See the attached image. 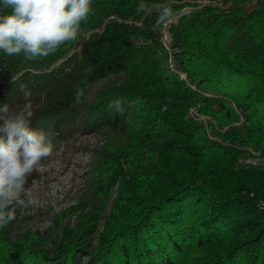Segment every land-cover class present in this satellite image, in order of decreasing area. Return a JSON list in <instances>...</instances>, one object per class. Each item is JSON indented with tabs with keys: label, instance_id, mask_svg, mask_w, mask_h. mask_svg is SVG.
<instances>
[{
	"label": "trees",
	"instance_id": "16d2710c",
	"mask_svg": "<svg viewBox=\"0 0 264 264\" xmlns=\"http://www.w3.org/2000/svg\"><path fill=\"white\" fill-rule=\"evenodd\" d=\"M138 2L92 0L78 40L46 58L0 51V106L23 105L25 85L53 153L84 132L104 138L62 212H76L75 228L49 251L11 235L17 212L0 230V264H264V163L238 162L248 148L264 158V0H147L148 18ZM164 5L174 16L153 31Z\"/></svg>",
	"mask_w": 264,
	"mask_h": 264
},
{
	"label": "clouds",
	"instance_id": "9594fccd",
	"mask_svg": "<svg viewBox=\"0 0 264 264\" xmlns=\"http://www.w3.org/2000/svg\"><path fill=\"white\" fill-rule=\"evenodd\" d=\"M91 6L92 0H0V51L6 56H20L25 62L54 55L61 46L78 40L81 25L92 13ZM135 11L148 18L154 8L147 0H139ZM173 16L169 6H162L152 30L156 31ZM20 91L23 105L0 106V230L16 219L18 209L35 205L25 185L42 160L53 153L52 133L31 126V92L25 85H20ZM85 94L86 87H76L75 104H81ZM141 102L137 98L127 107ZM108 107L123 115L125 102L111 101ZM166 110V106L161 109Z\"/></svg>",
	"mask_w": 264,
	"mask_h": 264
},
{
	"label": "rangeland",
	"instance_id": "374dc122",
	"mask_svg": "<svg viewBox=\"0 0 264 264\" xmlns=\"http://www.w3.org/2000/svg\"><path fill=\"white\" fill-rule=\"evenodd\" d=\"M168 39L167 35L164 37ZM101 86L100 82L92 87L94 93ZM190 116L205 122L206 117L191 107ZM103 136L96 130L84 132L72 139L68 145H60L52 155L42 160L39 169L34 171L36 177L32 178L25 187L29 188L36 203L34 206L18 209V222L11 229V235L18 237L24 233L35 239L40 247L55 248L54 239H61L64 228H75L76 212L62 213L64 209L77 203L86 187L87 171L92 168L95 147L102 145ZM242 164L264 163L259 150L248 148V153L238 158ZM116 193H114L115 195ZM109 198L104 207V214L110 212ZM259 209L264 210V200L257 202ZM59 221V222H58ZM92 243L97 244L98 235L103 227V219L99 221ZM91 236L88 239L91 240Z\"/></svg>",
	"mask_w": 264,
	"mask_h": 264
}]
</instances>
